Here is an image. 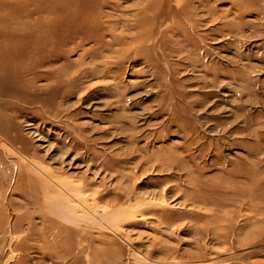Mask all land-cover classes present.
<instances>
[{
	"label": "rangeland",
	"instance_id": "obj_1",
	"mask_svg": "<svg viewBox=\"0 0 264 264\" xmlns=\"http://www.w3.org/2000/svg\"><path fill=\"white\" fill-rule=\"evenodd\" d=\"M1 29L35 55L0 59V264H264V0H0Z\"/></svg>",
	"mask_w": 264,
	"mask_h": 264
},
{
	"label": "bare ground",
	"instance_id": "obj_2",
	"mask_svg": "<svg viewBox=\"0 0 264 264\" xmlns=\"http://www.w3.org/2000/svg\"><path fill=\"white\" fill-rule=\"evenodd\" d=\"M84 5V4H83ZM74 9L72 10V12L68 11L67 15L74 16L76 14V12H74ZM77 11V8H76ZM2 20V19H1ZM10 34L8 33L7 30L1 29L0 30V43H4L3 47L0 48V59L3 61L4 66H2L3 69V75L5 78L9 79L11 77H13L14 75H19V74H25L28 72V70H25L26 66L24 65V62H20V59L25 58H31L34 52H32L31 50H29V54L25 53V49L21 48H14L13 44H14V40L11 38L13 36H11L9 39L7 38L6 41H3L4 39V35L5 34ZM15 33V32H14ZM25 32L23 31H19V33H17L18 35H25ZM17 36V35H16ZM40 42L42 43H47L48 44V48L43 47V48H39L37 50L36 53H46L49 52L50 48H51V42L50 41H45L44 39H39ZM26 63V62H25ZM34 65V64H33Z\"/></svg>",
	"mask_w": 264,
	"mask_h": 264
}]
</instances>
